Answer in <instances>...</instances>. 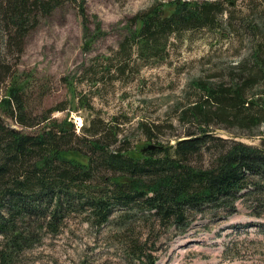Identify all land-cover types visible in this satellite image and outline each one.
<instances>
[{"label":"trees","instance_id":"trees-1","mask_svg":"<svg viewBox=\"0 0 264 264\" xmlns=\"http://www.w3.org/2000/svg\"><path fill=\"white\" fill-rule=\"evenodd\" d=\"M66 3L77 6L86 37L82 49L87 51L105 32L98 22L89 31L84 0H0V86H5L0 115L31 129L8 128L0 118V264H17L22 253L38 244L43 235L57 236L72 212L85 213V220L96 227L114 217L124 222L141 216L147 225L142 247L139 238L127 246L138 262L145 263L148 257L149 264H155L156 258L145 254L155 227L180 231L198 215L231 214L234 201L249 193L264 196V141L247 145L216 138L210 129L214 119L226 128L247 132L264 122V28L259 29L253 14L248 12L236 25V0H174L156 3L127 20V33L114 51L119 62L112 76L116 80L130 69L132 53L143 62L149 58L163 61L171 37L183 32L211 31L223 24L221 37L240 36L239 43L245 39L249 44L245 57L221 75L220 83L196 81L194 88L201 96L177 111L176 119L188 129L195 127L197 134L187 129L175 144H157L163 148L141 153L109 149L108 138L117 142V124L111 126L110 134L98 132L92 124V129L77 136L71 120L51 119L60 108L45 111L37 124L27 112L30 89L44 79L12 71L6 57L12 47L21 55L37 15H50ZM222 14L227 17L224 23ZM103 59L110 64L109 57ZM104 73H110L109 65ZM70 89L75 101V89ZM78 100L82 108L88 107L86 99ZM43 122L47 124L40 125ZM140 126L151 140L163 124Z\"/></svg>","mask_w":264,"mask_h":264},{"label":"rangeland","instance_id":"rangeland-1","mask_svg":"<svg viewBox=\"0 0 264 264\" xmlns=\"http://www.w3.org/2000/svg\"><path fill=\"white\" fill-rule=\"evenodd\" d=\"M172 1L84 0L89 31L98 22L105 32L87 51L82 49L86 37L76 5L66 3L50 15H37L35 27L23 41L21 55L12 47L5 60L12 71L18 69L23 75L33 73L44 79L29 91L27 112L34 117V123L42 121L45 111L60 108L51 119L71 120L77 136L85 134L84 129H92V124L98 132L107 133L117 124V142L110 138L106 141L111 150L140 151L147 144L173 145L176 138L183 137L188 126L182 125L176 115L182 106L194 104L201 96L194 88L196 81L220 83L221 75L245 57L249 44L245 39L239 43L243 39L240 36L221 37L223 24L211 31L183 32L180 37H171L163 61L149 58L143 62L135 58L133 51L127 74L120 80L113 79L114 66L119 64L114 51L127 33V20L156 3ZM251 1L254 4L250 0H236L238 12L233 22L237 25L250 12L262 31L264 17L259 16L264 14V0ZM226 18L222 14L221 23ZM104 57L111 59L110 64ZM108 65L110 73L105 74ZM71 86L75 89V101ZM4 88L2 84L0 95ZM78 98L86 99L88 107L82 108ZM0 118L8 128L31 130L3 115ZM140 123L163 127L155 138L148 140ZM43 124L47 123L40 125ZM210 129L216 138L247 145L257 146L264 141V122L247 132L226 128L214 119ZM188 130L197 134L195 127ZM233 206L229 215L222 211L198 215L180 231L155 227L148 236L145 254L156 258L155 264H264V196L249 193L235 200ZM86 216L70 213L57 236L43 235L38 244L22 253L17 264H149L148 257L145 263L135 260L136 253L127 246V242L139 238L142 247L141 236L147 225L141 216L124 222L114 217L100 227L90 225Z\"/></svg>","mask_w":264,"mask_h":264},{"label":"water","instance_id":"water-1","mask_svg":"<svg viewBox=\"0 0 264 264\" xmlns=\"http://www.w3.org/2000/svg\"><path fill=\"white\" fill-rule=\"evenodd\" d=\"M162 148H163V146L157 145L155 143L147 144L146 146H144L140 149V152L146 153V152L161 150Z\"/></svg>","mask_w":264,"mask_h":264}]
</instances>
